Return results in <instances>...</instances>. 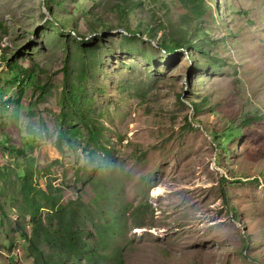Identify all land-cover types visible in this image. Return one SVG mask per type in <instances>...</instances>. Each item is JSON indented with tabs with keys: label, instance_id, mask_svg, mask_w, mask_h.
Masks as SVG:
<instances>
[{
	"label": "rangeland",
	"instance_id": "obj_1",
	"mask_svg": "<svg viewBox=\"0 0 264 264\" xmlns=\"http://www.w3.org/2000/svg\"><path fill=\"white\" fill-rule=\"evenodd\" d=\"M44 1L0 0V264H35L16 232L33 158L101 224L92 264H264V0H138L128 23L118 0ZM180 26L191 49L165 53Z\"/></svg>",
	"mask_w": 264,
	"mask_h": 264
},
{
	"label": "trees",
	"instance_id": "obj_2",
	"mask_svg": "<svg viewBox=\"0 0 264 264\" xmlns=\"http://www.w3.org/2000/svg\"><path fill=\"white\" fill-rule=\"evenodd\" d=\"M181 1L182 4L189 9L198 1L203 3L202 0ZM44 3L49 14H52L53 5L57 7H61L62 5L61 0H45ZM139 7H141V2L138 0H118L116 11L121 22L125 21V23H128V15L130 13L133 14ZM48 22L51 23L49 20ZM54 22L57 26H62L64 29H72L63 25L64 20H61L60 23L56 20H54ZM99 22L101 25L107 24V22L104 21ZM185 22L189 26H192L190 20ZM123 29L134 39H140V32L131 31L128 27L124 26ZM179 29L181 33L176 34L173 38H170V40L166 39L165 43L160 45L165 53L172 54L179 49H191L188 48L192 42L190 39V31L182 26H180ZM195 30L201 31V27L198 26ZM150 32H152V29L149 30V33ZM125 37L128 38V36ZM98 39L99 38H95L93 39L94 41L88 43L91 50L99 45L100 42ZM198 41H200V39ZM193 49L202 52V48L197 44H195ZM192 104L194 109L193 116H195V113H197L199 109H197L196 103L194 104V102H192ZM75 113L77 121H86V117L81 111L75 110ZM86 123L89 124L88 122ZM192 124L193 122H191V120L190 122L187 120V125L191 129H194L192 128ZM208 135L214 141H218L217 136H214L212 132H209ZM65 136L66 133L60 132L58 135L59 141L63 140ZM26 151L27 149L21 150L19 148L16 153L17 157L26 156ZM104 151L108 152L106 148ZM218 151L220 153V148ZM216 160V165L218 166V156ZM35 166V158L27 162V168L21 182V194L25 206L24 210L21 211V221L23 223L29 218V227L32 228V235L30 236L28 234L27 229L22 224L19 225L18 231H16L17 234H20L23 239L29 243L31 254L35 259V264H58L49 255V250L55 251V256L62 261L64 259H73L76 264H82L83 262L86 264L99 262L101 253L100 246L97 242L94 243L87 239L86 236L89 232L85 229L88 226V222L93 223L92 225L96 227H99L101 224H98V222L96 223L94 216L90 214L88 206L81 200L70 201L68 204L62 205L63 198L59 190L54 189L50 183H47L46 187L42 188L39 185V173L35 170ZM115 227L116 225L114 224V228ZM63 264H66V262Z\"/></svg>",
	"mask_w": 264,
	"mask_h": 264
},
{
	"label": "bare ground",
	"instance_id": "obj_3",
	"mask_svg": "<svg viewBox=\"0 0 264 264\" xmlns=\"http://www.w3.org/2000/svg\"><path fill=\"white\" fill-rule=\"evenodd\" d=\"M163 194H164V190H163V188H157V189L154 191V197H155V198H159V197H161Z\"/></svg>",
	"mask_w": 264,
	"mask_h": 264
},
{
	"label": "water",
	"instance_id": "obj_4",
	"mask_svg": "<svg viewBox=\"0 0 264 264\" xmlns=\"http://www.w3.org/2000/svg\"><path fill=\"white\" fill-rule=\"evenodd\" d=\"M44 5H45V3H44ZM45 8H46V6H45ZM46 11H48L47 8H46ZM191 122H192V121H191ZM193 125H194V124H193ZM195 125H196V124H195ZM195 125H194V126H195ZM196 126L202 128L200 125H196ZM215 159H216V157H215ZM215 161H216V160H215ZM213 166H214V167L216 166V163H215V162H214Z\"/></svg>",
	"mask_w": 264,
	"mask_h": 264
}]
</instances>
